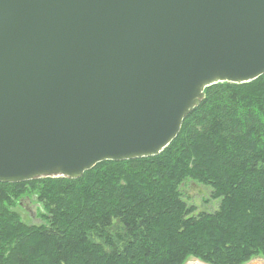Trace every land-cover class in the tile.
Instances as JSON below:
<instances>
[{
    "label": "water",
    "instance_id": "1",
    "mask_svg": "<svg viewBox=\"0 0 264 264\" xmlns=\"http://www.w3.org/2000/svg\"><path fill=\"white\" fill-rule=\"evenodd\" d=\"M264 76V0H0V183L160 155Z\"/></svg>",
    "mask_w": 264,
    "mask_h": 264
},
{
    "label": "trees",
    "instance_id": "2",
    "mask_svg": "<svg viewBox=\"0 0 264 264\" xmlns=\"http://www.w3.org/2000/svg\"><path fill=\"white\" fill-rule=\"evenodd\" d=\"M160 155L103 162L82 178L0 183V264H247L264 258V76L220 83ZM212 188L197 213L182 186ZM36 196L43 224L15 204Z\"/></svg>",
    "mask_w": 264,
    "mask_h": 264
},
{
    "label": "rangeland",
    "instance_id": "3",
    "mask_svg": "<svg viewBox=\"0 0 264 264\" xmlns=\"http://www.w3.org/2000/svg\"><path fill=\"white\" fill-rule=\"evenodd\" d=\"M182 193L188 205L197 208V213H213L219 210L221 201L212 198L213 190L208 186L196 182H188L182 186ZM13 210L19 214L23 221L29 226H41L43 224L41 206L36 196H26L22 198L15 204ZM185 264L205 263L191 257ZM247 264H264V258H254Z\"/></svg>",
    "mask_w": 264,
    "mask_h": 264
}]
</instances>
